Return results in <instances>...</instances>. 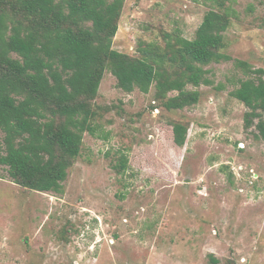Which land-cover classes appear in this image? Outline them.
Wrapping results in <instances>:
<instances>
[{
  "label": "rangeland",
  "instance_id": "obj_1",
  "mask_svg": "<svg viewBox=\"0 0 264 264\" xmlns=\"http://www.w3.org/2000/svg\"><path fill=\"white\" fill-rule=\"evenodd\" d=\"M229 3L230 59L205 66L212 84L188 86L197 104L168 110L155 85L127 92L107 71L96 134L85 133L64 193L18 185L0 165V264H264V140L231 95L247 77L236 60L264 68V0ZM211 9L215 0H125L113 47L138 55L168 33L193 39ZM174 122L188 125L184 147ZM122 153L129 168L118 173Z\"/></svg>",
  "mask_w": 264,
  "mask_h": 264
},
{
  "label": "trees",
  "instance_id": "obj_2",
  "mask_svg": "<svg viewBox=\"0 0 264 264\" xmlns=\"http://www.w3.org/2000/svg\"><path fill=\"white\" fill-rule=\"evenodd\" d=\"M230 1L215 0L218 9L206 13L193 39L168 33L164 46L141 42L132 55L113 47L125 0H0V165L18 185L64 193L85 133L96 134L95 100L107 71L127 92L155 85L168 110L197 104L201 93L188 86L212 84L205 66L230 59L222 52L236 16ZM235 64L247 77L231 95L248 108L245 128L264 140V68ZM188 130L173 123L176 145L185 146ZM112 166L126 172L129 155Z\"/></svg>",
  "mask_w": 264,
  "mask_h": 264
}]
</instances>
